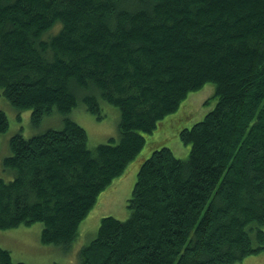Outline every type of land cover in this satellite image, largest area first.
Returning <instances> with one entry per match:
<instances>
[{
    "label": "trees",
    "instance_id": "16d2710c",
    "mask_svg": "<svg viewBox=\"0 0 264 264\" xmlns=\"http://www.w3.org/2000/svg\"><path fill=\"white\" fill-rule=\"evenodd\" d=\"M206 82L213 108L179 130L187 157L151 149L128 216H102L79 264H234L264 252V0H0L1 92L34 124L53 110L63 122L10 136L0 229L41 222L43 243L69 247L145 134ZM102 101L119 109V134L91 146L69 113L103 118ZM0 264L32 263L0 247Z\"/></svg>",
    "mask_w": 264,
    "mask_h": 264
},
{
    "label": "rangeland",
    "instance_id": "374dc122",
    "mask_svg": "<svg viewBox=\"0 0 264 264\" xmlns=\"http://www.w3.org/2000/svg\"><path fill=\"white\" fill-rule=\"evenodd\" d=\"M215 85L206 82L203 87L192 90L182 100L176 111L165 115L149 134H145V145L135 159L129 161L122 176L113 179L108 187L98 194L96 203L78 226V235L69 247L59 244L43 243L41 241L42 223L34 221L32 224H22L8 229H0V247L6 248L14 261L32 264H79V249L89 243L97 233L100 218L113 215L116 218H126L129 214L127 200L130 197L136 171L140 160L150 155L151 149L167 145L174 153L184 159L188 155L189 145L179 138V130L183 126H191L193 122L201 120L204 113L213 108L215 102L211 98ZM105 116L98 119L82 105L72 108L69 117L78 122L87 132V142L95 146L105 142L109 137L117 139L119 109L108 102H101ZM0 109L6 114L8 128L0 131V177L10 180L12 172L2 165L4 157L11 153L9 138L14 133H21L24 137L41 133L51 127L62 126V116L53 110L44 115L38 124L31 120V109L19 111L4 97L0 89ZM234 264H264V252L246 256L242 261Z\"/></svg>",
    "mask_w": 264,
    "mask_h": 264
}]
</instances>
